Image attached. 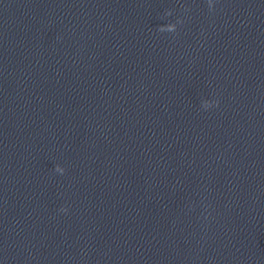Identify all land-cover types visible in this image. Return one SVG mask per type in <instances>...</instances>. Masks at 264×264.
<instances>
[{"label": "clouds", "instance_id": "obj_1", "mask_svg": "<svg viewBox=\"0 0 264 264\" xmlns=\"http://www.w3.org/2000/svg\"><path fill=\"white\" fill-rule=\"evenodd\" d=\"M207 3H208V6H209V11L210 12L213 11L214 10V8H213V0H207ZM212 106H217L218 107L219 106V102L218 101H213ZM203 108L208 109L207 107H203ZM55 171L60 173V174H63L65 169L63 167L59 166V165H56L55 166ZM60 211L66 213L68 211V209L67 208H61Z\"/></svg>", "mask_w": 264, "mask_h": 264}]
</instances>
